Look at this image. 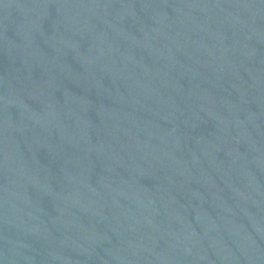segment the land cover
<instances>
[{
  "label": "water",
  "instance_id": "95a60500",
  "mask_svg": "<svg viewBox=\"0 0 264 264\" xmlns=\"http://www.w3.org/2000/svg\"><path fill=\"white\" fill-rule=\"evenodd\" d=\"M0 264H264V0H0Z\"/></svg>",
  "mask_w": 264,
  "mask_h": 264
}]
</instances>
